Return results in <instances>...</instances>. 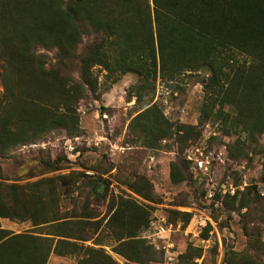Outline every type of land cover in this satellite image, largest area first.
<instances>
[{"label": "rangeland", "instance_id": "1", "mask_svg": "<svg viewBox=\"0 0 264 264\" xmlns=\"http://www.w3.org/2000/svg\"><path fill=\"white\" fill-rule=\"evenodd\" d=\"M114 40L103 33L86 34L77 56L65 64L55 50H38L46 68L54 65L83 82L80 57L104 42L108 66H93L96 89L84 84L85 94L74 105L78 131L53 129L24 144L19 139L0 153V192L14 185L23 200L15 217L0 224L45 237L59 231L60 223L42 222L60 217L76 222L88 213L101 225L97 231L90 226V239L80 243L104 248L129 264L113 250L110 235L121 230L123 219H115L113 227L108 223L129 199L145 213L139 236L155 247L159 259L150 264H264V133L257 143L233 125L236 111L222 107L212 95L217 92L206 89L208 69L169 81L124 72V56ZM31 87L1 72L0 112L7 99ZM221 110L231 116L225 118ZM173 164L184 180L172 181ZM94 183H107L106 193L97 195ZM39 243L45 249L49 241ZM84 251L51 252L46 264H77L86 257Z\"/></svg>", "mask_w": 264, "mask_h": 264}, {"label": "trees", "instance_id": "2", "mask_svg": "<svg viewBox=\"0 0 264 264\" xmlns=\"http://www.w3.org/2000/svg\"><path fill=\"white\" fill-rule=\"evenodd\" d=\"M92 32L115 38L124 56V72L169 81L184 72L208 69L206 89L217 92L211 94L219 97L222 107L236 111L233 125L258 143L264 133V0H0V73L32 86L2 106L1 154L19 139L24 144L53 129L78 131L74 105L85 94L84 84L96 89L93 66H108L104 42L80 57L83 82L63 75L54 65L46 68L38 50H55L65 64L77 56L83 36ZM213 97L210 104L215 105ZM210 108H205L207 118ZM221 114L231 116L222 110ZM262 153L264 157V146ZM171 179L184 180L174 164ZM107 186L94 183L93 191L106 193ZM4 187L0 217L12 219L23 200L18 199L16 186ZM123 205L126 209L118 207L108 220L112 226L115 219H123L121 230L110 234L116 242L113 250L129 264L158 262L155 247L139 236L145 213L135 200L124 199ZM93 217L85 213L76 222H70L72 217L46 220L42 223L60 225L59 231L45 237L14 233L0 224V264H46L51 252L66 255L78 249H84L86 257L77 264H121L104 248L80 243L90 239V226L100 228L101 221L94 222ZM243 228L251 237L250 228ZM41 239L49 241L45 249Z\"/></svg>", "mask_w": 264, "mask_h": 264}, {"label": "crops", "instance_id": "3", "mask_svg": "<svg viewBox=\"0 0 264 264\" xmlns=\"http://www.w3.org/2000/svg\"><path fill=\"white\" fill-rule=\"evenodd\" d=\"M6 219H9V218H3V217H0V222L1 223H4V222H6ZM1 228H3V229H8V230H11V228L10 227H7V225H1ZM12 231V230H11ZM15 233V232H14Z\"/></svg>", "mask_w": 264, "mask_h": 264}]
</instances>
